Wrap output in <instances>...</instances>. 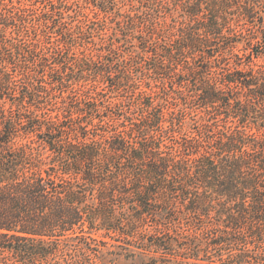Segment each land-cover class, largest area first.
Listing matches in <instances>:
<instances>
[{
	"label": "trees",
	"instance_id": "obj_1",
	"mask_svg": "<svg viewBox=\"0 0 264 264\" xmlns=\"http://www.w3.org/2000/svg\"><path fill=\"white\" fill-rule=\"evenodd\" d=\"M117 249L264 264V0H0V264Z\"/></svg>",
	"mask_w": 264,
	"mask_h": 264
},
{
	"label": "rangeland",
	"instance_id": "obj_2",
	"mask_svg": "<svg viewBox=\"0 0 264 264\" xmlns=\"http://www.w3.org/2000/svg\"><path fill=\"white\" fill-rule=\"evenodd\" d=\"M127 105H133L132 103H130V104H127ZM137 106V105H136ZM98 239H100V240H103V241H105V242H107L108 243V245H107V249H109V250H111V247H112V245H116L117 243H115L113 240H111V239H109V238H103L102 236H98L97 237ZM113 254V256H111L112 254ZM109 254H111L110 256H107V258L108 259H111L112 261H113V259H114V261L116 262H113V263H115V264H132V260H131V258H127L126 256L127 255H132V254H130L129 253V251H122V250H119V249H117V251H110V252H108V255ZM110 257V258H109ZM102 259L104 260V262H105V256H103L102 257ZM107 259V260H108ZM107 260H106V262H107ZM111 261V262H112ZM103 262V261H102ZM112 263V264H113Z\"/></svg>",
	"mask_w": 264,
	"mask_h": 264
}]
</instances>
